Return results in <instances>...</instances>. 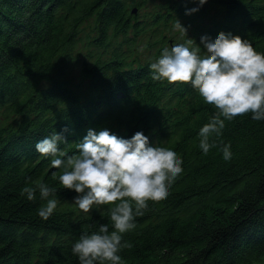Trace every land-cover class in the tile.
<instances>
[{
    "label": "trees",
    "instance_id": "16d2710c",
    "mask_svg": "<svg viewBox=\"0 0 264 264\" xmlns=\"http://www.w3.org/2000/svg\"><path fill=\"white\" fill-rule=\"evenodd\" d=\"M197 3L0 0V264H80L73 242L111 225L107 205L86 213L71 202L77 193L35 148L59 131L73 154L89 128L104 127L128 138L143 130L184 161L170 194L149 198L124 234L133 246L121 249L122 264H264V120L248 112L226 121L205 155L198 131L214 107L190 81L153 80L148 67L170 40L203 49L202 32L231 31L264 52V0H204L187 14ZM228 141L226 161L219 148ZM37 181L57 189L47 220L39 192L22 194Z\"/></svg>",
    "mask_w": 264,
    "mask_h": 264
},
{
    "label": "clouds",
    "instance_id": "9594fccd",
    "mask_svg": "<svg viewBox=\"0 0 264 264\" xmlns=\"http://www.w3.org/2000/svg\"><path fill=\"white\" fill-rule=\"evenodd\" d=\"M198 3L186 9L196 11ZM186 36L187 28L179 20L176 25ZM187 37V36H186ZM205 46L188 37L186 42L164 47L149 64L153 80L169 83L190 81L204 101L214 107L208 122L199 128V147L203 154L217 146L212 139L223 135L226 121L251 112L254 120H264V52L253 43L231 31L220 30L215 35L202 32ZM66 137L59 131L44 136L35 144L36 150L51 158L54 172L64 188L75 190L74 202L84 212L94 206L107 205L111 221L101 223L96 231H84L72 244V253L80 264H122L121 249L132 247L124 234L137 226L136 216L149 204V198L161 199L170 194L171 186L184 172L183 156L166 143L150 142L143 130L130 138L117 135L104 127L89 128L76 142L78 151L68 154L59 145ZM219 150L231 160V141ZM46 201L38 215L47 220L59 205L57 189L47 182L26 184L22 194L29 200Z\"/></svg>",
    "mask_w": 264,
    "mask_h": 264
},
{
    "label": "rangeland",
    "instance_id": "374dc122",
    "mask_svg": "<svg viewBox=\"0 0 264 264\" xmlns=\"http://www.w3.org/2000/svg\"><path fill=\"white\" fill-rule=\"evenodd\" d=\"M152 2H154V3H156V4H158V3H162V4H163L164 0H152ZM146 6H147L146 9L149 10V6H148V5H146ZM153 6H154V5H153ZM156 6H157V5H156ZM156 6H155V7H156ZM152 8H154V7H151L150 9H152ZM143 12H144V10H143ZM169 42H170V45H169V46H172V45L174 44V43H172L171 40H170ZM79 55H80V58L83 57V54H82V53H79ZM79 70H80V65H78V66L74 69V75H75V76H78ZM71 202H72L73 204L77 205V204L74 202V198L71 200ZM77 206H78V205H77Z\"/></svg>",
    "mask_w": 264,
    "mask_h": 264
},
{
    "label": "water",
    "instance_id": "95a60500",
    "mask_svg": "<svg viewBox=\"0 0 264 264\" xmlns=\"http://www.w3.org/2000/svg\"><path fill=\"white\" fill-rule=\"evenodd\" d=\"M133 13H136V9H133Z\"/></svg>",
    "mask_w": 264,
    "mask_h": 264
},
{
    "label": "bare ground",
    "instance_id": "6f19581e",
    "mask_svg": "<svg viewBox=\"0 0 264 264\" xmlns=\"http://www.w3.org/2000/svg\"><path fill=\"white\" fill-rule=\"evenodd\" d=\"M133 12V11H132Z\"/></svg>",
    "mask_w": 264,
    "mask_h": 264
}]
</instances>
